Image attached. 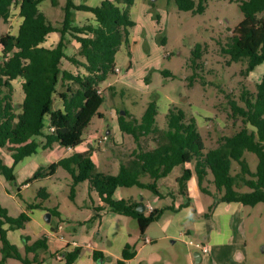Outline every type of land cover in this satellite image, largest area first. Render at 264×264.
<instances>
[{
  "label": "trees",
  "instance_id": "16d2710c",
  "mask_svg": "<svg viewBox=\"0 0 264 264\" xmlns=\"http://www.w3.org/2000/svg\"><path fill=\"white\" fill-rule=\"evenodd\" d=\"M43 1H48L51 7L56 4V0H0V22H7L15 5H18L21 18L16 35L0 36V149L9 151L12 160L10 167L0 160V175L12 183L15 182L14 167L38 150L49 149L54 144L64 148L79 145L82 133L103 102L96 90L116 75L119 49L129 43V29L134 26L130 10L137 0H102L97 6L84 3L76 6L72 0H65L58 25H53L38 10ZM173 2L179 11L201 14L206 0ZM238 9L243 19L226 38L221 52L228 57L229 63L244 62L240 73L246 76L264 63V0H239ZM74 12H88L94 22L73 25ZM51 33L58 34L59 40L54 47L45 48L42 44ZM161 41L163 43L164 39ZM68 43L78 46L74 55L64 53ZM198 59L195 49L191 57L194 71L198 70ZM63 62L72 65L76 72L63 70ZM161 75L168 77L169 73L161 72ZM195 76L194 72L188 77L189 85ZM16 79L21 80L23 94L19 113L13 99L12 82ZM54 96H57L60 109L52 110ZM226 103L229 109L226 118L239 120L240 128L229 136L218 137L214 148H205L196 120L177 107L167 110L165 127L158 128L155 123L157 106L152 101L139 119L127 111L124 115L117 114L119 132L129 136L134 147L125 161H118L116 175L97 172L90 153L83 152L38 168L24 184L49 178L57 168H62L70 177V194L74 186L86 182L89 191H94L103 204L96 210L106 209L134 219L141 234L164 211L173 209H156L144 215L136 211L141 204L114 200V191L134 186L160 197L156 182L177 166L183 168L175 182L178 193L186 200L187 182L193 172L200 192L210 194L207 188L211 185L214 198L219 202L250 207L264 204V74L256 83L254 93L243 89L237 99L228 94ZM246 152L257 158L253 173L243 159ZM233 162L238 165L234 172ZM189 164L193 165L192 171L184 167ZM242 187L247 192H240ZM36 196L39 202L27 204V210L42 209V203L49 198L44 188L38 189ZM48 212L57 216L53 209ZM28 221L25 212L12 217L0 206V264H6L7 259L20 264H40L38 256L47 252L45 237L30 242V237L22 235L23 253L7 240V231L23 230ZM79 253L76 248L55 256L60 254L65 259L64 264H72ZM134 254V247L126 245L116 264H127ZM98 256L99 253H93L94 260Z\"/></svg>",
  "mask_w": 264,
  "mask_h": 264
},
{
  "label": "crops",
  "instance_id": "0c3cea01",
  "mask_svg": "<svg viewBox=\"0 0 264 264\" xmlns=\"http://www.w3.org/2000/svg\"><path fill=\"white\" fill-rule=\"evenodd\" d=\"M101 1L72 0L76 6L81 3L87 6H97ZM45 2L48 1L39 4L38 10L52 23L50 15L54 10L49 2L44 4ZM137 2L138 0L131 7L130 16ZM12 12L18 14V5L11 8L7 22ZM93 22V16L88 12H74L73 14V25L81 26ZM20 23L21 18L19 17L18 26ZM18 26L15 33L8 34L16 35ZM58 40V34L51 33L45 38L42 46L52 48ZM72 44L74 50L72 55H74L78 46ZM64 53L71 56L65 50ZM62 69L72 73L76 72V69L68 62H63ZM12 85L13 99L17 95L20 106L23 99L21 80H14ZM55 100L57 106L52 110L61 108L57 96H54L52 107ZM111 131H106L102 136L84 131L79 145L64 148L54 144L49 149L38 150L34 155L24 158L14 167L16 196H19L24 204V208L20 207V213L25 212L29 221L23 230L7 231L6 236L7 240L21 253L23 252L21 236L26 235L30 237V242L40 237H45L47 240L46 254L38 256L40 264H63L55 260V254L63 251L71 252L76 248L80 250V253L72 264H116L121 260L122 250L126 245L135 249L134 256L127 261V264H264L262 248L258 249V244L253 239H251L253 241H247V207L250 206L217 201L211 185L207 188L210 194L201 193L193 172L187 182L188 200H186L178 193L175 182L183 167H174L165 178L156 182L160 197L147 194L146 192L149 191L134 186L117 188L114 191L112 196L114 200L123 199L139 203L143 206L144 215L148 214L147 207L152 210L173 209V211H164L155 222L147 226L143 234L140 233L134 219L106 209L96 210L103 207V204L100 203L94 191H89L86 182L78 183L74 186L73 193L70 194V177L62 168H57L54 175L49 178L24 184L38 168H45L73 153L83 152L90 153L97 172L116 175L119 169L115 166L117 162L115 160L111 162L107 157V152L111 147L124 145L125 149V143L118 126L113 131L114 140L111 139ZM210 134L207 133V138L212 144L209 148H214V140L212 141ZM104 137L106 139H103ZM0 160L6 167L12 165L10 152L6 149H0ZM184 167L191 171L193 169L192 164ZM43 183H47L48 187H44ZM0 187L4 191L9 188L8 181L1 175ZM33 187H37L33 189L35 194L29 196L27 192ZM40 188H44L49 194L48 200L42 203V209L27 210V204L39 202L36 194ZM22 194H27L29 202H25ZM9 197L15 196L10 195ZM155 199L160 206L155 204ZM1 207L7 211L5 207ZM51 209L57 216L48 212ZM7 213L9 215L8 211ZM46 213L50 214L48 223L44 220ZM189 241L207 246L208 253H202L200 248L188 244ZM94 252L100 254L97 260L93 259Z\"/></svg>",
  "mask_w": 264,
  "mask_h": 264
},
{
  "label": "rangeland",
  "instance_id": "374dc122",
  "mask_svg": "<svg viewBox=\"0 0 264 264\" xmlns=\"http://www.w3.org/2000/svg\"><path fill=\"white\" fill-rule=\"evenodd\" d=\"M238 1L206 0L203 13L192 14L177 10L173 0H138L131 15L134 26L129 29V43L120 47L116 57L118 73L99 86L103 102L85 132L102 136L106 131L112 130L111 139L114 140L117 114L127 111L139 119L146 105L152 101L157 106L155 123L158 128L165 127L164 116L167 110L177 107L196 120L207 149L212 145L207 138L208 132L211 133L212 141L214 140V147L218 137L236 132L240 128V121L226 118L229 112L226 95L237 99L243 89L254 93L255 85L260 80L259 75L264 73L263 63L248 75H241L244 62L229 63L228 57L221 52L226 38L243 19ZM64 3L65 0H56L54 12L50 15L53 25L60 23ZM18 23L19 15L12 12L8 22H0V36L15 33ZM195 49L199 55L196 71L191 67ZM65 52L73 54L72 43H68ZM161 72H168L169 76L163 77ZM194 72L195 79L189 85L187 79ZM17 97L15 95L14 104L19 113ZM56 106L55 100L52 109ZM123 138L125 149L124 145L108 149L107 157L111 162L125 161L134 147L129 136L123 135ZM243 159L253 173L257 164L255 155L246 152ZM104 165H107L106 162ZM231 168L233 172L237 171L238 165L233 162ZM43 185L48 187L47 183ZM14 186L15 182H8L9 188L6 191L0 187V204L12 217L20 213V207L24 208L23 201L16 196ZM35 188L37 187L30 188L27 194H35ZM239 191L247 192V189L242 187ZM10 195L15 197H9ZM26 195L22 194L23 199L29 202ZM155 204H159L156 199ZM251 239L264 252V204L247 207V241H253ZM6 264L20 262L7 259Z\"/></svg>",
  "mask_w": 264,
  "mask_h": 264
},
{
  "label": "built area",
  "instance_id": "2783aa9c",
  "mask_svg": "<svg viewBox=\"0 0 264 264\" xmlns=\"http://www.w3.org/2000/svg\"><path fill=\"white\" fill-rule=\"evenodd\" d=\"M114 71H115V73H118V68L115 67ZM96 93L99 94V95H101L102 89L98 88L96 90ZM49 130L52 131V128H49ZM103 139H106V138L104 137ZM146 210H147L148 213L152 211V209L150 207H147ZM188 244L193 245L194 247L200 248L201 249V252L204 253V254H207L208 253V247L205 246V245H200V244H197V243H192L190 241L188 242ZM74 246H75V244H74ZM55 260L57 262H60V263H63V264L65 263L64 257L61 256L60 254H57L55 256Z\"/></svg>",
  "mask_w": 264,
  "mask_h": 264
},
{
  "label": "water",
  "instance_id": "95a60500",
  "mask_svg": "<svg viewBox=\"0 0 264 264\" xmlns=\"http://www.w3.org/2000/svg\"><path fill=\"white\" fill-rule=\"evenodd\" d=\"M151 1H155V0H151ZM120 115H124V111H121L119 112ZM136 211L139 212V213H142L143 212V206L142 205H139L136 207ZM49 218H50V214L49 213H46L45 216H44V220L48 223L49 222Z\"/></svg>",
  "mask_w": 264,
  "mask_h": 264
}]
</instances>
